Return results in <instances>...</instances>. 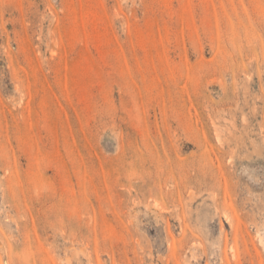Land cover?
Masks as SVG:
<instances>
[{
  "label": "rangeland",
  "instance_id": "rangeland-1",
  "mask_svg": "<svg viewBox=\"0 0 264 264\" xmlns=\"http://www.w3.org/2000/svg\"><path fill=\"white\" fill-rule=\"evenodd\" d=\"M0 264H264V0H0Z\"/></svg>",
  "mask_w": 264,
  "mask_h": 264
}]
</instances>
